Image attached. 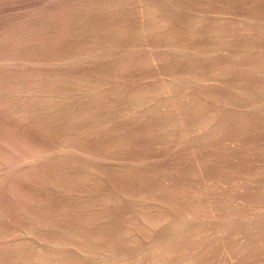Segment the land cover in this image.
Instances as JSON below:
<instances>
[{
	"label": "rangeland",
	"instance_id": "obj_1",
	"mask_svg": "<svg viewBox=\"0 0 264 264\" xmlns=\"http://www.w3.org/2000/svg\"><path fill=\"white\" fill-rule=\"evenodd\" d=\"M0 264H264V0H0Z\"/></svg>",
	"mask_w": 264,
	"mask_h": 264
},
{
	"label": "bare ground",
	"instance_id": "obj_2",
	"mask_svg": "<svg viewBox=\"0 0 264 264\" xmlns=\"http://www.w3.org/2000/svg\"><path fill=\"white\" fill-rule=\"evenodd\" d=\"M71 248V247H70ZM67 249V248H66ZM68 251V250H67ZM73 251V250H72Z\"/></svg>",
	"mask_w": 264,
	"mask_h": 264
}]
</instances>
